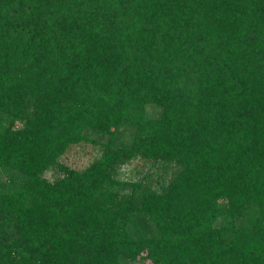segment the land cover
<instances>
[{
    "label": "trees",
    "instance_id": "1",
    "mask_svg": "<svg viewBox=\"0 0 264 264\" xmlns=\"http://www.w3.org/2000/svg\"><path fill=\"white\" fill-rule=\"evenodd\" d=\"M0 264H264V0H0Z\"/></svg>",
    "mask_w": 264,
    "mask_h": 264
},
{
    "label": "rangeland",
    "instance_id": "2",
    "mask_svg": "<svg viewBox=\"0 0 264 264\" xmlns=\"http://www.w3.org/2000/svg\"><path fill=\"white\" fill-rule=\"evenodd\" d=\"M99 153L100 150L97 145L89 141H80L69 145L58 157V162L69 168L80 170L98 157ZM170 168L158 163H151L149 160L134 158L120 168V178L134 180L147 176L154 184L158 185L167 176H171L173 169L171 170ZM60 175L61 172L54 166L47 168L42 173V176L49 181Z\"/></svg>",
    "mask_w": 264,
    "mask_h": 264
}]
</instances>
